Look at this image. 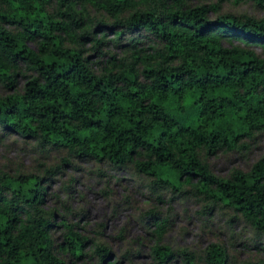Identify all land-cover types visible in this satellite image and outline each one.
I'll return each mask as SVG.
<instances>
[{
  "label": "trees",
  "instance_id": "16d2710c",
  "mask_svg": "<svg viewBox=\"0 0 264 264\" xmlns=\"http://www.w3.org/2000/svg\"><path fill=\"white\" fill-rule=\"evenodd\" d=\"M193 1L0 0V82L13 90L0 98V131L84 161L135 165L176 191L190 186L264 241V158L229 179L202 160L264 132V55L253 50L264 53V18L221 13L226 2L264 0ZM110 43L122 54L104 52ZM44 181L0 172V264L84 258L86 239L66 223L55 244ZM166 223L156 222L158 264L175 256L161 245ZM96 254L104 263L110 250ZM206 263L227 264L226 250L212 245Z\"/></svg>",
  "mask_w": 264,
  "mask_h": 264
},
{
  "label": "rangeland",
  "instance_id": "374dc122",
  "mask_svg": "<svg viewBox=\"0 0 264 264\" xmlns=\"http://www.w3.org/2000/svg\"><path fill=\"white\" fill-rule=\"evenodd\" d=\"M216 2L194 0L192 5ZM221 13L264 18V8L254 2H226ZM210 18L215 20L216 16L210 14ZM30 46L35 48L34 44ZM253 50L264 55L260 48ZM106 51L122 54L112 43ZM97 56L90 54L94 62ZM95 70L100 72V66L96 65ZM31 77L26 73V77L18 78V92L24 91ZM11 94L13 90L0 82V98ZM263 158L264 132L242 139L235 150L202 155L211 173L222 179H229L235 171L249 172ZM0 172L16 178L36 176L46 180L43 208L52 219L55 244L66 241L68 230L63 223L86 239L84 258L76 260L67 253L60 254L67 264H158L154 254L158 241L156 222L162 221L167 223L161 245L175 253L167 264H187L183 251L195 255V264H207V251L215 244L226 250L227 264H264V241L249 224L235 218L228 209L208 205L190 186L176 191L155 183L153 176L135 165L117 167L108 162L84 161L0 131ZM100 246L110 250L104 263L96 254Z\"/></svg>",
  "mask_w": 264,
  "mask_h": 264
}]
</instances>
